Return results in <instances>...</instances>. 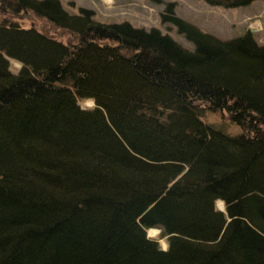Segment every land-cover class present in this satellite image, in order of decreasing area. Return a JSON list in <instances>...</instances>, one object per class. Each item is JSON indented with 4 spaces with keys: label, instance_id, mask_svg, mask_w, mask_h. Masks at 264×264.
Here are the masks:
<instances>
[{
    "label": "trees",
    "instance_id": "trees-1",
    "mask_svg": "<svg viewBox=\"0 0 264 264\" xmlns=\"http://www.w3.org/2000/svg\"><path fill=\"white\" fill-rule=\"evenodd\" d=\"M0 7L71 35L0 20V264H264V44L172 3L161 22L191 48L60 0Z\"/></svg>",
    "mask_w": 264,
    "mask_h": 264
},
{
    "label": "rangeland",
    "instance_id": "rangeland-1",
    "mask_svg": "<svg viewBox=\"0 0 264 264\" xmlns=\"http://www.w3.org/2000/svg\"><path fill=\"white\" fill-rule=\"evenodd\" d=\"M63 8L70 14H78L80 9H87L94 12V20L104 24L127 22L135 27L150 29L155 27L163 33L172 36L183 46L191 48L182 35H179L176 27L161 22V14L166 5H174V14L196 25L201 30L208 32L220 39H229L250 31L255 39L264 44V0H258L251 5L237 9H224L212 7L203 1L198 0H60ZM15 21L25 27L34 26L46 34L60 39L64 42L71 41V35L56 28L44 20L35 18L31 14L12 16L5 13L0 7V20ZM11 69L16 72L19 63L10 60ZM83 108L93 106L91 100L80 101ZM206 120L220 125L226 133L237 134L239 126L229 121L224 113H208ZM219 209H223L221 201L216 202ZM149 237L156 239L159 245L165 249L167 243L165 238L159 237V230H149Z\"/></svg>",
    "mask_w": 264,
    "mask_h": 264
}]
</instances>
